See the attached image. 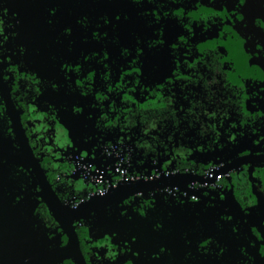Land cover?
<instances>
[{
	"label": "rangeland",
	"instance_id": "obj_1",
	"mask_svg": "<svg viewBox=\"0 0 264 264\" xmlns=\"http://www.w3.org/2000/svg\"><path fill=\"white\" fill-rule=\"evenodd\" d=\"M148 1L0 0V44L5 41L7 49L4 50L9 57L27 63L31 71L28 79L38 88L37 103L28 112L27 124L49 149L48 165L61 178L72 170L74 177L87 174L93 166V142L88 138L86 111L79 99L80 84L87 76L85 72H89L87 69L93 70L88 74L94 85L110 91L115 101L131 100L143 109L166 105L175 112L172 96H163L162 88L165 78L182 80L183 87L188 89L186 110L195 115L204 129L222 139L216 163L230 156L264 152V51H254L242 32L238 21L240 0H173L169 6H164L166 0ZM145 9H152L153 13L143 16ZM45 11L56 13L54 17L50 15L51 19H56L55 23L47 20L50 16L47 17ZM202 25H205L203 30L194 32V27ZM154 30H158L157 39ZM177 34L180 36L177 51H169L172 38ZM93 36L102 37L108 47L104 52L107 59L102 63L98 52L79 56L70 46L75 39ZM160 38L164 44L160 51H146V43ZM216 41L225 49L220 51L224 68L237 83L240 102L237 111L243 113L241 119L249 118L254 123L252 127L240 126L227 107L217 108L208 103L202 83L208 73L199 59ZM138 46L141 60L138 65L128 67L124 53ZM18 51L25 56H19ZM36 59L43 64L51 59L54 65L49 72L43 68L37 70ZM55 65L59 69H55ZM45 74L53 78H46ZM43 83L49 90L45 91ZM246 103H249L247 108ZM99 169L102 170L100 165ZM92 171L94 173L95 169ZM234 176L232 190L247 202L251 222L264 228V164H246ZM90 182L78 183L76 187L89 192L96 185ZM152 192L156 196L160 193ZM153 202L152 209H162L163 200L157 197ZM179 203L172 227L163 225L161 211L157 217L150 216V223L137 226L139 222L133 217L125 222L111 220L104 226L93 220L89 235L104 246L100 250L102 262L112 264V260L119 257L125 264H154L148 257L158 260L159 251L164 252L168 261L174 259V250L178 249L185 230L179 226L192 220L191 224L202 227L208 216V209L197 203L185 199ZM201 227H198L199 232ZM240 236L245 241L242 230ZM260 236L264 244V230ZM162 240L165 244L160 247ZM12 253L13 250H9V255Z\"/></svg>",
	"mask_w": 264,
	"mask_h": 264
},
{
	"label": "flooded vegetation",
	"instance_id": "obj_2",
	"mask_svg": "<svg viewBox=\"0 0 264 264\" xmlns=\"http://www.w3.org/2000/svg\"><path fill=\"white\" fill-rule=\"evenodd\" d=\"M149 1L148 3L153 2ZM166 1V4L163 3L164 6H169L173 0ZM179 1L183 0H177V2ZM239 7V25L247 37L249 45L254 51H264V0H244V3ZM48 11H45L47 17L50 16ZM145 12V14H141L149 16L153 13L152 9H145ZM163 13L167 15V11ZM156 17L155 22L157 21ZM47 20L51 23L56 22V19H51V16ZM203 28L205 25L194 27L193 30L198 32ZM157 32L158 30L154 32L156 33L155 39L158 36ZM102 39L98 36L87 39L78 38L73 40L70 46L79 56L98 52L100 63H102L107 59L104 52L108 51V47ZM179 39L180 36L177 34L172 38L170 48L166 45L169 51H177L176 44ZM257 45L260 46L258 49ZM163 46L161 38L159 41L153 40L146 43V51H160ZM5 48L7 49L4 41L0 44V124L6 121L10 126V133L7 130H5V134L0 132V264H104L100 256L103 244H98L89 235L88 228L93 220L104 226L111 220L125 222L133 217L135 222H139L135 224L137 226L150 223V216L157 217L156 214L162 212L164 215L163 225L172 227L177 215L176 208L181 206L179 200L182 199L208 209L207 221L202 222V227L199 224L196 226L191 224L192 220L184 222L183 226H179L185 230L180 236L178 249L174 250V252L176 251L174 259L171 258V261H168L164 252L159 251L157 252L158 260L154 257L152 261V257H148L151 263L264 264V244L260 236L264 228L251 222L247 202L232 190L234 175L246 164H264V152L230 156L225 161L216 163L215 159L221 154L222 139H217L214 133L204 129L195 115L186 110L188 89L183 87L182 80L165 78V85L162 88L163 96H172L173 105L177 108L175 112L168 109L166 105L143 109L131 100L121 103L115 101L111 97L110 91H104L94 85L88 74L93 73V70L87 69L86 71L89 72H85L87 76L80 84L79 99L81 107L86 111L84 121L88 126V138L93 142L91 153L94 158L91 160L93 166L87 170V174L81 173L74 177L72 170L61 178L48 165L49 149L27 124L28 112L37 103L38 96L37 86L28 79V73L31 71L25 61L18 59V62L13 57H9ZM140 51L138 46L124 53L125 64L128 67L138 65V61L141 60ZM220 51H225V49L221 48L219 42L216 41L210 49H206L204 56L199 59L208 73L202 80L204 92L208 95V103L217 108L227 107L240 126L252 127L254 123L249 118L241 119L243 113L237 111L236 107L240 105L239 97H237V83L233 80L230 72H226L224 61H221ZM18 53L21 57L25 56L21 51ZM172 64L175 66L174 61ZM53 65L54 61L51 64V59L46 60L45 64L41 63L40 59H36L35 63V66L38 67L37 70L43 68L48 72ZM55 66V69H59L57 65ZM45 77L53 78V75L45 74ZM42 86L45 91L50 88L44 83ZM98 106H103L108 111L112 126L115 125L118 128L124 124L128 127V131L133 121L132 117L136 112H145L148 116H152L153 119L144 122L140 128L141 138L135 139L137 137L133 136L131 132L129 136L134 141L144 142L149 147L152 146L151 139H155V141L158 139L154 137L156 132L163 133L167 130V120L171 118H188L189 122L198 128L202 136L208 137V146L195 140H186L185 143L178 146L173 145V150H171L174 153L173 156L165 160L158 157L157 167L160 169V174L157 176L150 174V170L154 166L150 162H145L146 168H133V161L119 160L120 154L116 150L108 149L105 152L104 147L109 144L104 145L98 142L96 129L99 121L94 117V110ZM247 106L249 103H246L244 107L247 108ZM159 138L167 146L168 142H165L162 136ZM107 139L111 140L112 138L108 137ZM155 147L157 146L155 145ZM51 156L55 158L53 155ZM248 157L249 159H247ZM29 158L34 159L42 168L63 207L62 209H51L42 197L41 185L38 176L28 162ZM121 162L123 163L120 165ZM99 165L102 170L99 169ZM209 168H212L213 171L207 173ZM93 169H95L94 173ZM133 169L138 173L136 177H131ZM196 170L201 173L196 174ZM218 170L215 178H209L212 173H216ZM110 173L113 174V180L119 183L99 193L96 189L103 184H109ZM165 174L168 175L165 176ZM186 177L190 181L185 182L184 186L171 183L168 186L155 188V190L144 189L138 193H125L116 196L76 218L73 224H70L69 216L74 210L88 204L98 195L109 192L110 189L131 181L146 182L158 179H185ZM91 180L96 185L89 192L77 189L78 183L89 184ZM65 184L70 185L69 188L72 192H78L84 196L89 194L88 201L71 208L67 207L61 198L62 193L65 194L62 191ZM204 184L206 186L203 187ZM174 185L178 186L180 191L177 188L173 189ZM161 189L165 190L160 191ZM152 191H160V193L156 196L153 195L156 193ZM65 196L67 195L65 194ZM149 197L152 199L150 200ZM157 197L163 200V203L160 202L161 210L152 209L155 206L153 201ZM175 202H178L176 207L174 206ZM149 211L152 212L149 214ZM176 221H178L177 218ZM198 227H201L200 232ZM241 230L244 232L245 241L241 239ZM238 239L241 240L239 243ZM161 242L160 247H163L165 240ZM168 242L170 241L168 240ZM28 244L31 247L27 248ZM75 245H77L79 254H77ZM190 245L192 246L190 247ZM9 250L10 252L13 250L11 255H9ZM154 253L156 252H148V254ZM112 261V264H125L119 257Z\"/></svg>",
	"mask_w": 264,
	"mask_h": 264
},
{
	"label": "trees",
	"instance_id": "obj_3",
	"mask_svg": "<svg viewBox=\"0 0 264 264\" xmlns=\"http://www.w3.org/2000/svg\"><path fill=\"white\" fill-rule=\"evenodd\" d=\"M119 111L122 112L121 110ZM108 115V111H106L103 106H98V108L94 110V117L99 121V125L96 129V132L98 133V142L104 145L109 144V146L104 147L105 152H107L108 149L110 151L116 150L120 154L119 160L133 161V168H146L147 165L145 164V162H150L152 165H154L153 169L150 170V174L156 176L160 174V169L159 167H157L158 157H160L161 160H165L166 158L173 156L174 153L171 151L173 150V145L178 146L183 142L185 143L186 140H195L202 145L208 146V137L202 136L200 134L201 132L198 131V128L196 126H193V124L189 122L188 118L168 119V122L166 124L167 130L163 133L156 132L154 137L158 139L156 141L155 139H151L150 143H152V146L150 145L151 147H149L144 142L134 141V139L130 138L129 136L131 132L133 136L137 137L135 139L141 138L140 128L143 126L144 122L153 119L152 116H148L145 112H136L132 117L133 121L129 126L130 130L128 131V127L124 124L118 128L115 125L112 126V122L110 121V117ZM5 130H7L8 132L10 131V126H8L6 121L0 124V132L2 134H5ZM160 136L164 138L165 142H168L167 146L164 145L163 140L159 138ZM108 137H111L112 139L108 140ZM155 145L157 147H155ZM122 163L123 162H121L120 165ZM212 171L213 169L209 168L207 170V173H210ZM195 173L200 174L201 171L196 170ZM137 174V171L133 169V175L131 177H136ZM167 175L168 174H165V176ZM109 176V184H103L96 189L99 193L106 191L110 186H114L115 184L119 183L113 180V174L111 175L110 173ZM188 185H190V183H188ZM69 186V184H65L64 187H62V191H64L67 196H65L64 193H62L61 195V198L63 199L67 207L71 208L79 205L82 202L88 201L89 194L87 196H84L80 195L78 192H72ZM202 186L204 187L206 185L204 184ZM173 187V189L177 188V190L180 191V188L178 186L174 185ZM163 190L165 189H161L160 191Z\"/></svg>",
	"mask_w": 264,
	"mask_h": 264
},
{
	"label": "water",
	"instance_id": "obj_4",
	"mask_svg": "<svg viewBox=\"0 0 264 264\" xmlns=\"http://www.w3.org/2000/svg\"><path fill=\"white\" fill-rule=\"evenodd\" d=\"M28 148V146H27ZM29 150V148H28ZM30 152V151H29ZM249 159V157L247 158ZM28 162L31 164L32 168L34 169L36 175L38 176L40 185H41V191H42V197L44 200L47 202V204L50 206L51 209L57 210L58 208H63L59 199L57 198V195L53 191L52 187L50 186V183L48 182L42 168L38 165V163L34 159H28ZM216 173H212L209 178L213 179L217 175ZM190 181L189 178L185 179H169V180H164V179H158L154 181H131L129 183H125L121 185L120 187L110 189L109 192L98 195L97 198H93L91 202L88 204L82 205L76 210L72 212V214L69 216V221L70 224H73V221L76 218H79L83 216L84 214L88 213L92 209L98 207L101 203H105L109 199H112L116 196H121L125 193H138L144 189L146 190H155V188H159L162 186H168L171 183H177L181 184L182 186L185 185V182ZM64 212V210H62ZM75 249L77 250V254H79V250L77 249V245H75ZM75 250V251H76Z\"/></svg>",
	"mask_w": 264,
	"mask_h": 264
},
{
	"label": "snow or ice",
	"instance_id": "obj_5",
	"mask_svg": "<svg viewBox=\"0 0 264 264\" xmlns=\"http://www.w3.org/2000/svg\"><path fill=\"white\" fill-rule=\"evenodd\" d=\"M240 2H241V3H244V0H240ZM50 15L54 17V16L56 15V13H55V12H51ZM69 31H70V30H69ZM141 215H143V213H141Z\"/></svg>",
	"mask_w": 264,
	"mask_h": 264
}]
</instances>
